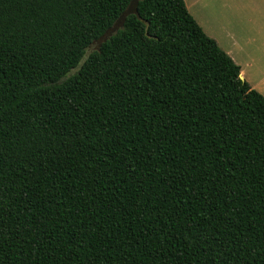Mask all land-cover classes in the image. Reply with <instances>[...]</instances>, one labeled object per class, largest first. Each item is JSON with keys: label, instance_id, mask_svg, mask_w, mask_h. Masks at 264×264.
<instances>
[{"label": "trees", "instance_id": "16d2710c", "mask_svg": "<svg viewBox=\"0 0 264 264\" xmlns=\"http://www.w3.org/2000/svg\"><path fill=\"white\" fill-rule=\"evenodd\" d=\"M132 1L0 0V264H264V96Z\"/></svg>", "mask_w": 264, "mask_h": 264}, {"label": "rangeland", "instance_id": "374dc122", "mask_svg": "<svg viewBox=\"0 0 264 264\" xmlns=\"http://www.w3.org/2000/svg\"><path fill=\"white\" fill-rule=\"evenodd\" d=\"M184 1L205 33L242 67L252 88L264 95V0Z\"/></svg>", "mask_w": 264, "mask_h": 264}, {"label": "water", "instance_id": "95a60500", "mask_svg": "<svg viewBox=\"0 0 264 264\" xmlns=\"http://www.w3.org/2000/svg\"><path fill=\"white\" fill-rule=\"evenodd\" d=\"M140 1L142 0H133L131 4L129 5V7L122 13V15L117 20V22L112 27H110L106 31V33L90 47V50H92L93 48L99 49L114 34L118 33V31L123 29L126 23V20L129 16L136 15L139 17L138 6H139ZM240 78L244 80L242 76Z\"/></svg>", "mask_w": 264, "mask_h": 264}, {"label": "crops", "instance_id": "0c3cea01", "mask_svg": "<svg viewBox=\"0 0 264 264\" xmlns=\"http://www.w3.org/2000/svg\"><path fill=\"white\" fill-rule=\"evenodd\" d=\"M216 41V40H215ZM217 42V41H216ZM241 68V76L243 77V79L246 81V78H245V74H244V70L242 69V67H240ZM261 82H263V80L261 81ZM251 87H252V85H251ZM260 87H262V85L260 86ZM264 96V95H263Z\"/></svg>", "mask_w": 264, "mask_h": 264}]
</instances>
